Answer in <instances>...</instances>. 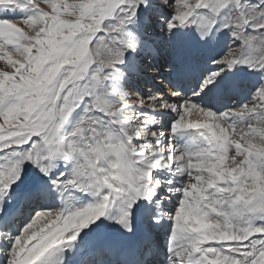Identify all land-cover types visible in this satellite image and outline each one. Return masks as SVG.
I'll return each mask as SVG.
<instances>
[{
    "label": "snow or ice",
    "instance_id": "1",
    "mask_svg": "<svg viewBox=\"0 0 264 264\" xmlns=\"http://www.w3.org/2000/svg\"><path fill=\"white\" fill-rule=\"evenodd\" d=\"M0 61V264H264V0H0Z\"/></svg>",
    "mask_w": 264,
    "mask_h": 264
},
{
    "label": "bare ground",
    "instance_id": "2",
    "mask_svg": "<svg viewBox=\"0 0 264 264\" xmlns=\"http://www.w3.org/2000/svg\"><path fill=\"white\" fill-rule=\"evenodd\" d=\"M13 18H15V17H13ZM183 33H187V34H188L187 38L192 42V46H193V47H196V45H195V40L198 39V37L196 36L195 27H192V28H185V29L183 30ZM220 41H221V40H220ZM221 43H222V42H221ZM218 48H219V47H218ZM224 51H226V47H224V46H220V48L217 49V50H215L214 52H215L216 54H218V55H222ZM3 63H4L3 61H0V65H2ZM205 66H206L205 63H204L203 61H201V62L197 63L196 65H194V71H200V70H202ZM161 71H162L163 74H162V75H158L157 79H161L162 81H164V80H165V75H164L165 72H164V68H163V70H161ZM234 71H236V69H234ZM239 76H240V78L243 79V80H248V81H249V82H247L248 85L253 84V83L256 81V79H257L256 76H253V75H251L250 73H248L246 69H245L244 71L239 72ZM141 78H142V77L137 78V79H135V80H137V81L139 82V80L142 81ZM154 83H155V82H154ZM154 83H153V84H154ZM161 86H162V85H161ZM151 87H152V86H151ZM162 87H163V86H162ZM144 88H146V87L144 86ZM147 88H148V87H147ZM165 90H166V89H165ZM144 92H145V90H144ZM242 94H243L244 96H243V99L241 100V103H243V102L247 99V97H248V94H249V89H248V87H245V88H244V91L242 92ZM165 96H167V95L165 94ZM169 115H171V114H169ZM161 124H164V120L161 121ZM187 141H188V137H187V136H181V137L178 138V142H179L181 145L189 146V145L187 144ZM74 198H77V199H78L77 201H81V195H80V193H77V197H74ZM75 200H76V199H75ZM42 223H43V222H41V224L38 225V227H39V226H42Z\"/></svg>",
    "mask_w": 264,
    "mask_h": 264
},
{
    "label": "rangeland",
    "instance_id": "3",
    "mask_svg": "<svg viewBox=\"0 0 264 264\" xmlns=\"http://www.w3.org/2000/svg\"><path fill=\"white\" fill-rule=\"evenodd\" d=\"M185 29V28H184ZM184 29H181L180 31L183 33V30ZM226 31V30H225ZM217 36H218V43H217V45H216V47H215V49H214V51L215 50H217V49H219L220 48V46H224V47H226V49H227V46H228V41H227V38H226V36H221L219 33H217ZM221 40V41H220ZM222 42V43H221ZM219 47V48H218ZM137 83H139V82H137ZM144 87H141V89L140 90H142V92H140L141 94H144L145 92H144V90L146 89V88H144ZM138 91V90H137ZM158 91H160V92H162V93H164V95L166 94L167 95V90H165L163 87L162 88H160V90H158ZM163 125V124H162ZM73 195V198L74 197H77L76 195L77 194H75V193H73L72 194ZM74 199H76V201L78 200L77 198H74ZM20 226H22V223H21V225ZM13 233H15V227L13 228ZM7 245L5 244V243H3V242H0V247H6Z\"/></svg>",
    "mask_w": 264,
    "mask_h": 264
}]
</instances>
